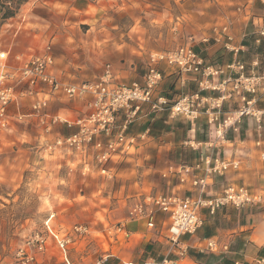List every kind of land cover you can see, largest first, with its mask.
Here are the masks:
<instances>
[{
    "label": "rangeland",
    "instance_id": "1",
    "mask_svg": "<svg viewBox=\"0 0 264 264\" xmlns=\"http://www.w3.org/2000/svg\"><path fill=\"white\" fill-rule=\"evenodd\" d=\"M28 1L21 4L17 13L0 27V53H5V57L0 58V70L3 64L5 67L2 70L11 69L9 66L13 65L11 59L15 54L20 58L15 59L17 62L14 65L31 54L43 53L49 47L59 77L70 82L97 80L115 61L130 62L131 65L135 62L137 68L134 73L141 74L150 53L181 44L191 45L209 63L229 62L219 59L230 58L232 51L223 47L216 55V50L212 53V49L225 38L222 31L224 25L231 33L236 23L233 10L238 12L243 8L238 1L231 0H192L188 9L180 4L181 0L172 2L170 7L169 0H117L119 7H105L91 24L66 25L60 17L49 16L50 24L44 27L41 19L47 15L43 8L32 9ZM169 11L172 18H169ZM33 20L37 25L28 23ZM257 52L259 50L254 45L251 50L243 51L244 59L248 60ZM173 75L179 77L178 74ZM166 77L165 93L186 92L182 91L184 85ZM118 81L126 83L127 77ZM190 81L195 83L193 79ZM194 85L196 90V83ZM19 102V108L12 102L9 104V114L29 112V96H22ZM259 105L264 108V100ZM46 111L53 116L59 115L61 119L74 121L88 112L87 101L84 98L54 99L49 102ZM61 119L51 122L50 128H47L46 121L41 122L38 116H26L21 121L12 118L8 128L0 129V264L10 261L14 249L23 245L35 232L48 236L43 264H57V241L64 234L69 237L67 246L74 264L90 263L109 251L111 235L119 223L115 220L129 215V210L123 213L124 209H131L139 200H145L146 193L156 194L154 186L149 188L147 185L148 180L159 173L141 174L138 168L142 166L136 163L134 157L137 154L135 149L144 139L137 138L132 152L116 162L106 163L103 165L106 169L102 171L90 154L84 158L80 153H72L73 150L67 151L64 142L56 144L58 137L77 130L76 125ZM158 119L160 122L155 125ZM185 120L181 117L169 119L166 114L137 118L130 124L134 127L130 130L129 126V132L138 134L148 127V135H155L161 130L170 131V126H173L171 131L176 132L174 128H177V133L183 134ZM205 127L203 129L207 128L209 132V128ZM260 135L264 140V126ZM262 142L250 144L245 154L241 153L243 162L237 158L238 167L231 169V173L241 171L245 175L228 179L262 192L263 201L243 207L247 208L246 213L264 214V158L259 156L264 153ZM83 159L88 163L85 168ZM140 163L146 168L160 167L151 159H142ZM144 178V188L138 190ZM75 226L85 227L86 232H75Z\"/></svg>",
    "mask_w": 264,
    "mask_h": 264
},
{
    "label": "built area",
    "instance_id": "2",
    "mask_svg": "<svg viewBox=\"0 0 264 264\" xmlns=\"http://www.w3.org/2000/svg\"><path fill=\"white\" fill-rule=\"evenodd\" d=\"M222 27L225 35V48L237 53L232 45V35ZM264 31L261 30L260 34ZM5 53H0V58ZM0 70V129L10 126L11 119L21 121L26 116H38L45 127L60 120L58 115H51L46 108L51 100L65 98L75 100L84 98L88 112L84 117L68 124L77 126L75 133L58 137L56 144L66 143L67 151L80 153L84 158L90 156L102 171L109 162H116L134 150L137 138L148 137L149 128L138 134H131L129 126L140 117L158 116L165 113L169 119L184 118L195 121L201 115L214 132L215 141H228V134L239 136L241 124L245 118L253 120L257 138L256 145L263 141L260 133L264 126V108L259 103L264 100V68H259L257 58L247 66L234 58L226 63H209L191 45L181 44L174 48L150 53L145 69L138 80L122 83L111 73L109 65L97 80L70 82L61 80L55 72V59L49 47L38 55H31L16 68ZM165 69L185 78L192 76L197 85L194 91L169 95L161 89ZM182 82H184L182 80ZM29 96L28 113L9 114L12 102L17 108L21 106L22 96ZM233 104V106H229ZM227 105V107H225ZM46 117V119H44ZM50 119V121L48 120ZM46 128V129H47ZM210 151L192 165L169 166L162 174L165 179L176 178L178 184L187 185L185 193H156L138 201L129 210L128 217L144 218L148 228L155 227L154 206L166 214L168 223L166 231L172 245L179 243L183 234H193L202 224V211L215 213L225 205L235 208L252 206L263 201L261 191L245 185L236 184L227 179L213 190V177L225 176L229 169H236L238 159H227ZM90 151V152H89ZM84 160V159H83ZM84 168L88 163L84 160ZM75 232H86V228L75 226ZM67 234L61 236L57 243L59 257L57 264H74L69 255ZM48 236L35 232L23 245L17 246L10 261L5 264H43L46 255ZM227 243L221 244L216 239H208L206 249L211 252H225ZM182 254V252H180ZM106 253L87 264H107ZM257 264H264V257L256 259ZM118 264H176L167 256L149 258L142 262L132 260ZM233 264H244L234 260Z\"/></svg>",
    "mask_w": 264,
    "mask_h": 264
},
{
    "label": "crops",
    "instance_id": "3",
    "mask_svg": "<svg viewBox=\"0 0 264 264\" xmlns=\"http://www.w3.org/2000/svg\"><path fill=\"white\" fill-rule=\"evenodd\" d=\"M176 1L169 0V7L172 6V2ZM236 1L243 5V8L239 9L240 11L233 10L236 16V23L231 28L233 35L230 33L233 37L231 43L237 49V53L232 51L230 58L225 59L222 57L219 60L224 62L238 58L248 66L254 58H257L258 62L261 63L264 52V35L259 36L256 33H260L261 30L264 31V0H231V2ZM27 3H30L32 9H37L38 6L43 8L44 13L47 15L41 19L44 21V27L50 24L48 21L49 16L60 17V19H63V24L66 25H83L85 22L91 24L93 20H97L98 12L101 13L105 7L110 9L120 6L117 0H30ZM180 4L185 5L188 9V4H192V0H181ZM187 9L186 17H188ZM171 14V11H169V18H172ZM32 15H34V12ZM28 23L31 26L37 25L34 20ZM11 45L16 52L15 44L12 43ZM215 45L216 47L212 49V53L216 50L214 53L218 55L221 52L220 50L225 47V38L223 37L220 43ZM254 45L259 52L251 55L248 60L244 59L245 54H243V51L251 50ZM18 58L20 57L17 54L12 57L11 63L13 65L9 66L11 69L16 68L28 59H20L19 63L14 65V62H17L15 59ZM204 59L207 60L205 56ZM137 63L139 64V61ZM136 68L137 64L135 62L131 65L130 62L115 61L109 65L114 77L121 80L122 77H127L126 83L140 79L143 72L141 74L134 73ZM55 72L59 77L57 67H55ZM166 76H169L172 81H177V83L180 82L181 85H184L185 87L182 91L190 92L194 90L195 83L190 81L193 79L192 76H187L183 79L173 75L172 71L168 70L167 72L165 71L164 80L161 84V89L164 92L163 87L167 84ZM164 114L162 113L161 115ZM61 120L68 122L66 119ZM162 121L165 123L169 122ZM141 122L148 124L146 123L147 121ZM156 122L158 124L160 119ZM185 123L183 134L177 133V128H174L176 132L171 131L173 126H170V131L164 132L161 130L159 134L148 135L135 149V153H137L134 156L135 161L142 166L138 168V171L140 170L141 174H145V172L154 174L155 171L159 173L148 180L147 186L149 188L154 186V193H171L174 191L181 194L185 193L188 188L187 185L178 184L176 178L165 179L162 174L169 166L177 167L182 164L192 165L197 163L201 156L210 151V148H208L210 144L213 146L214 153L227 159L238 158L243 162L244 156H241V153L245 154L247 148H249L250 144L253 145L257 138L256 129L251 118L243 120L239 136L228 135V141L222 142L215 141V134L206 123L204 115H201L193 122L185 120ZM203 126L208 127L209 132L206 127V130H204ZM133 127L134 125L132 124L130 130ZM262 143L264 145V140ZM260 154L262 156H259L264 158V153L261 152ZM142 159L156 161L160 164V167L152 168L150 166L146 168L143 163H140ZM231 172L232 170L229 169L225 176L213 177V190H216L224 179L228 180L242 175L241 171L238 173ZM244 175L245 173L242 176ZM143 181L145 182V178L141 181L142 184L138 190L144 188ZM137 194H141V191ZM145 195H149V193ZM148 207L153 210L155 225L153 229L147 227L145 217L130 218L126 215L115 220L119 223H117V227L111 235L109 251L107 252L109 263L107 264H118L121 261L128 260L142 262L149 258H161L163 256L173 259L176 264H205L203 260L205 261L208 258L213 259V264H225V261H228V264H233L234 260L242 261L245 264H255L257 258L264 257V214L262 213H246L247 208L234 209L235 207L233 208L230 205L221 207L213 214L202 211V226L193 234L181 235L179 243L174 246L168 239L166 231L168 219L166 214L154 206L148 205ZM127 210H130V207L125 208L123 213L126 214ZM208 239H216L221 244L227 243L229 248L225 252H211L206 249Z\"/></svg>",
    "mask_w": 264,
    "mask_h": 264
},
{
    "label": "trees",
    "instance_id": "4",
    "mask_svg": "<svg viewBox=\"0 0 264 264\" xmlns=\"http://www.w3.org/2000/svg\"><path fill=\"white\" fill-rule=\"evenodd\" d=\"M27 0H0V27L1 25L8 19L13 17L16 13L17 10L19 9L20 5L25 3ZM259 68L262 69L264 68V52H263V60L260 63L259 62ZM157 125L156 123H154ZM228 261H225V264ZM205 264H213L214 261L213 259H206L204 261Z\"/></svg>",
    "mask_w": 264,
    "mask_h": 264
}]
</instances>
